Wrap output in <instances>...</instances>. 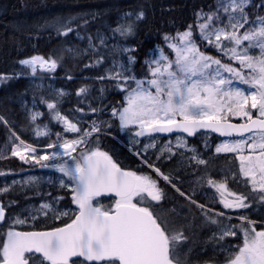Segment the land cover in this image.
<instances>
[{
	"label": "snow or ice",
	"instance_id": "snow-or-ice-1",
	"mask_svg": "<svg viewBox=\"0 0 264 264\" xmlns=\"http://www.w3.org/2000/svg\"><path fill=\"white\" fill-rule=\"evenodd\" d=\"M248 3L249 0H222L216 12L201 15V19L205 16L206 19L198 25L201 40L216 47L230 61L237 62L238 68L202 52L190 25L187 31L178 34V43L169 44L175 53L174 60L161 50L159 58L149 63L150 78L137 79L134 75H125L130 69H123L109 78L122 80L123 84L117 83L116 87L127 92V106L119 113L113 112V115H119L122 128L134 125L132 135L135 137L174 131L192 136L202 129L227 137L235 133L242 139L223 142L216 147V152L236 153L240 171L250 179L252 190L264 192V17H258L254 26L245 28L249 24L245 12ZM221 9L227 16V23L223 26H220L221 17L217 14ZM237 11L240 14L238 17L232 14ZM139 15L142 17L143 13ZM116 31L122 35L130 33L131 26H121ZM169 39L165 36L166 41ZM254 49H258V52L252 51ZM132 60L129 57V62ZM20 63L31 67L33 72L37 64L42 68L47 65L51 69L57 66L55 61H45L42 57ZM224 73L229 75L225 76ZM130 81L134 82V87ZM239 85H246L247 89ZM86 91L81 88L78 94ZM48 107L54 109L55 105L48 104ZM55 118L63 121L65 131L80 135L65 139L60 144H49V148L58 149L51 157L28 155L35 154L37 149L17 136L20 144L12 149V155L25 163L32 160L37 164L67 156L72 163L62 160L53 166L72 182V201L78 212L73 214L71 222L52 231L14 230V225L26 223V220L17 217L6 225L8 230L0 242L3 257L0 264H29L34 257L26 254L35 253L43 257L39 264L45 261L48 264H181L177 244L186 237L182 232L175 231L150 202H159L163 198L158 182L148 175L122 170L111 156L98 147L81 150L79 158L73 156L81 145L88 146V137L99 132V126L93 122L90 131L82 130L59 112L55 113ZM232 118L243 122L233 123ZM32 119L35 120L36 116L33 115ZM36 134L47 133L37 131ZM182 139L177 137L178 141ZM146 147H155L154 141ZM246 147L249 150L247 155L244 154ZM167 151L172 150L168 148ZM198 162L204 163L203 160ZM42 166L48 167L47 164ZM151 167L171 183L169 176ZM208 184L220 192V202L225 208L249 206L242 195H236L232 201L224 199L226 186L223 182L209 179ZM105 193L118 197L114 209L102 210L98 202L97 205L93 204L95 197ZM181 195L184 193L181 192ZM228 195L235 194L229 191ZM260 198L264 199V196ZM41 209H50V206L44 204ZM59 215L67 216L69 212ZM3 222L5 209L0 206V223ZM211 223L216 224L217 221L211 219ZM233 227H223L219 239L236 236ZM240 227L243 243L235 248L231 245L221 248L227 253L223 264H264V230Z\"/></svg>",
	"mask_w": 264,
	"mask_h": 264
},
{
	"label": "trees",
	"instance_id": "trees-1",
	"mask_svg": "<svg viewBox=\"0 0 264 264\" xmlns=\"http://www.w3.org/2000/svg\"><path fill=\"white\" fill-rule=\"evenodd\" d=\"M222 0H0V153L1 148L18 136L27 144L44 149L50 143L60 142L64 138H74L79 133L65 131L63 121L54 117L59 112L62 116L77 124L82 130H91L93 122L100 131L88 138V146L77 149L87 151L88 148H99L106 152L114 162L135 172L138 175H148L158 182L163 192L159 202L150 201L158 213L177 232H182L186 239L177 244L178 258L181 264H219L223 262L222 255L213 253L212 246L222 243L212 237L227 222L236 225L239 235L243 234L241 225L248 223L228 220L226 216L217 215L196 205H208L201 195L192 192L189 178L194 174L200 175L209 172L218 176L217 168L220 163L227 162L228 155H215L212 149L205 151L199 138L189 139V143L204 153L205 163L198 166H180L176 157L168 161L156 159L154 154L144 153L139 145L127 140L120 128L117 118L111 117V112L126 106V91L116 87L122 80H113L104 76L105 70L117 59L120 47L98 46L95 51L88 48L86 53H80L79 47L87 48L88 36H106L112 43L121 41L133 50L130 54L135 58L125 75H134L137 79L150 78L147 59L152 52L163 50L172 59L174 53L169 48L171 40H177L178 34L192 26L194 39L200 50L213 58L221 59L222 63L239 67L235 61H230L216 47L207 41H202L198 25L204 23L202 14H211L217 11ZM249 24L245 28L254 26L258 17H264V0H249L245 7ZM143 13L142 17L138 15ZM221 17L220 26L227 23V16L221 9L217 13ZM138 16V17H137ZM215 24L216 21H213ZM131 26V32L121 34L116 31L121 26ZM71 29V31H69ZM165 36L170 39L165 40ZM224 43H228L225 41ZM33 57H42L45 61H55L56 68L50 71L40 70L39 64L35 72L20 63L22 60ZM47 66V65H45ZM103 77V79H101ZM134 87V82H129ZM50 84L67 90V94L57 103L55 109L45 107L50 101ZM243 87H247L243 85ZM84 88L85 93L78 94ZM37 105L45 116L36 121L30 118L31 105ZM94 110V111H93ZM82 115L83 118H79ZM74 118V119H73ZM232 121H240L232 118ZM49 122L50 134L39 140L34 138L36 124ZM9 126V129L7 127ZM15 134V135H13ZM121 140L128 146L124 147ZM217 142L218 137L212 136ZM146 163L158 168L164 175L170 177L171 184L184 195L177 192ZM28 165L14 156H0V171L17 174L27 169ZM153 168V167H152ZM0 172V173H1ZM2 173V174H3ZM10 177L7 176L5 180ZM3 180V179H2ZM235 186L233 182L230 183ZM30 191L21 192L18 189L0 196L15 200L18 204L7 208L8 216L25 202L24 196ZM68 195V191H60ZM192 199L195 203L189 201ZM115 198H94V205L103 209H114ZM36 201V199H32ZM69 206V199L63 201ZM213 211L223 214H236V211L222 208L220 205L211 207ZM72 212L68 216L57 218L49 215L36 220L33 225L16 228L24 231H43L63 227L74 218ZM251 218L264 221V212L250 215ZM217 221L211 223V219ZM257 229L262 228L258 225ZM6 223L0 226V242L7 232ZM223 241H229L225 239ZM211 245V246H210ZM208 249L211 250L208 251ZM0 254V260H2Z\"/></svg>",
	"mask_w": 264,
	"mask_h": 264
},
{
	"label": "rangeland",
	"instance_id": "rangeland-1",
	"mask_svg": "<svg viewBox=\"0 0 264 264\" xmlns=\"http://www.w3.org/2000/svg\"><path fill=\"white\" fill-rule=\"evenodd\" d=\"M234 16H239V12L232 13ZM140 17V15H138ZM137 16V17H138ZM230 30V29H229ZM241 32L244 31V29H240ZM86 40L87 48L79 47L78 51L80 53H86L88 51V48H92L95 51H98L99 48L98 46L101 45L104 48L113 46V47H120L117 51L119 55L117 56V59L112 62V64L105 70L104 76L106 78H109L110 76L114 75L116 72L123 71V69H128V67L135 62V58L130 54V52L133 50L131 47H129L127 44L122 43L121 41H115L112 43V40H110L106 36H101V37H93V36H88L87 38H83ZM179 39V37H178ZM177 40H171L169 44L172 43H178ZM247 43V42H245ZM168 44V45H169ZM170 48V47H169ZM171 49V48H170ZM172 50V49H171ZM161 50H157L155 52H152L150 54V57L147 59V64L151 63L154 59L159 58ZM254 52H258V49L252 50ZM164 52V51H163ZM173 52V50H172ZM174 53V52H173ZM165 55H167L164 52ZM129 57H132L133 60L132 62H129ZM173 60L175 59V53L174 57L172 58ZM123 66V68L121 67ZM154 66V65H153ZM37 65L35 66L36 69ZM213 67H216L213 65ZM31 68V67H30ZM40 70L43 71H50L51 68L48 66H44L43 68L39 66ZM32 69V68H31ZM225 76L229 75L228 73H224ZM110 79V78H109ZM242 88L247 89V87H243V85H239ZM50 101L46 102L45 107L49 110V112L53 109H49L48 104H54L55 108L57 106V103L68 93L66 89L64 88H58L56 85L50 84ZM127 106V104H126ZM125 106V107H126ZM37 105H31L30 109L28 110L30 113V118L32 121H36L39 118H43L45 115V111L40 110L39 108H36ZM54 108V109H55ZM124 108V107H123ZM123 108H120L119 110H115L117 113L122 111ZM113 112H111V117L112 118H117L119 123V115H113ZM33 115L36 116V119L33 120L32 117ZM61 115V114H60ZM62 116V115H61ZM55 117V113H54ZM78 117L81 119L83 118L82 115H78ZM66 119L72 122L68 116H66ZM241 121V120H240ZM243 122V121H241ZM74 123V122H73ZM50 123L45 122L43 124H36L34 127V138L39 140L42 137H46L50 134ZM9 128V126L7 125ZM120 128L122 133L125 134L127 140L131 143L133 141H136V145H139L141 150L144 153L148 154H154L156 156V159H164V161H168L172 159L173 157H176L178 160V163L180 166H186L187 163L190 165H204L205 159H204V153L199 152L195 146L189 143L188 139L184 135H176L173 137L169 138H161V137H147L143 139H139L132 135V132L135 128V126H129L128 128H122L120 124ZM10 129V128H9ZM11 130V129H10ZM37 131H42L46 132V135H40L38 136L36 133ZM90 131V130H88ZM95 133V132H94ZM93 134V133H92ZM212 134L211 133H201L196 135L195 137L199 138L201 141L202 147L204 148L205 151H208L209 149L213 150V153L215 155H228L227 156V162L225 163H220V167L217 168V174L218 176H212L211 173L205 172L204 174H194L189 178V183L192 184L191 189L194 194L201 195L204 199L207 200L208 205H202L206 210H210L211 212L217 214L219 213L218 211H213L211 208L212 206L215 205H220L224 209L236 211V214H223V216H226L228 220L231 218L248 223L249 221L254 222L250 225H260L262 228L257 229V231L264 230V221L256 220L250 217V215L255 214V213H262L264 212V199H261L260 197L264 196V192H260L259 190L253 191L252 190V184L250 182L249 178H246L243 173L240 171V161L237 159V154L233 152H216V147L223 143V142H234L236 140L242 139L240 138H231V139H221L217 142H215L212 139ZM78 137V136H76ZM75 137V138H76ZM177 137H182L183 139L178 141ZM89 138V137H88ZM65 139H73V138H64L60 142H57L55 144H60L63 143ZM118 141L127 149L128 146L124 144L121 140L118 139ZM154 141L155 147H146V145L152 143ZM180 144L181 146L177 147V144ZM20 144L19 142H14L13 139H9L8 142L1 148V153L0 156H3L4 158L7 156H13L12 155V149L16 147L17 145ZM53 144V143H50ZM35 147L34 145H32ZM83 145H81L79 148H81ZM37 149V152L35 154H28V155H49L51 157V154L56 152L58 149L56 148H49L48 145L44 149ZM78 148V149H79ZM168 148H171V152L167 151ZM163 149V151H161ZM130 150V149H129ZM59 151H63V149H59ZM131 151V150H130ZM248 149L247 147L245 148V155L248 154ZM134 155L140 158L135 152L132 151ZM80 152H75L73 153V156H76L79 158ZM16 158H19L17 156H14ZM195 157V158H194ZM143 160L142 158H140ZM20 161H22L19 158ZM63 161H67L68 163H72L71 160L67 156H64L62 158H58L56 160L49 159L47 161H41L39 164L35 163L32 160H29L28 163H25L27 169L24 171L18 172L17 174H10V173H3L0 175V190L6 189V191H0V196L6 195L7 193L13 191V189H18L21 192H27L30 191V194H27L24 196L25 202L22 204L18 210L13 211L10 216H8L6 225L9 224L11 221H14L17 217L20 219L26 220V223L24 224H16L14 225V230H17L16 228L23 227V226H29L33 225L36 220H39L40 218L47 217L49 215H53L57 218L64 217L59 215L61 212H78V208L76 204L72 201V182L70 181L69 177L65 176L63 173H61L58 168L54 167L53 165H58ZM203 160L204 163L201 164L198 161ZM145 163L150 169L152 167L146 163L144 160L142 161ZM47 164L48 167H43L42 165ZM133 172V171H132ZM157 174V173H156ZM138 175V174H137ZM158 175V174H157ZM257 179H259V173L257 172ZM9 176L10 178L8 180H5V178ZM160 178H162L160 175H158ZM3 179V180H2ZM163 179V178H162ZM212 179L214 182L220 183L223 182L225 184V191H224V199H227L229 201H232L235 199L236 195H242L246 197L245 199V204H248V207L245 208H238V209H233V208H225L224 204L221 203V194L216 190L215 187L211 186L208 184V180ZM164 180V179H163ZM63 181V184L61 183ZM165 181V180H164ZM168 183L167 181H165ZM233 182L235 186L231 185L230 183ZM64 185H69V187H65ZM170 185V184H169ZM172 188H174L172 185H170ZM177 191V188H174ZM60 191H68V195H62L60 194ZM232 192L235 195L229 196L228 192ZM177 192H181L180 190ZM36 199V201H32V199ZM189 201L195 203L192 199L189 197H186ZM69 199V206L65 207L63 204V201ZM117 200V199H116ZM0 201H2L5 205L6 208H11L16 206L18 203L15 200L6 198L4 196L2 199L0 198ZM134 203L136 202V199L133 201ZM155 202V201H154ZM157 203V202H156ZM47 204L50 206V209H41V205ZM94 204V203H93ZM197 206H201V204L196 203ZM115 207V204H114ZM47 213V214H44ZM68 216V215H67ZM240 217H246V219H241ZM257 223V224H256ZM249 224V223H248ZM225 226H235L234 224H231L227 222L224 226H222L217 233L212 236L216 239H219L220 231L223 227ZM7 227V226H6ZM243 227H246V225H243ZM8 229V228H7ZM232 231L236 232V236H228L225 237V239H236L239 240L240 238H243V234L240 235L236 231V226L232 228ZM220 240V239H219ZM220 240V241H223ZM234 242V241H233ZM243 241L241 240L240 243H232L231 246L235 248L238 245H241ZM217 245V244H215ZM34 259L29 260V264H39L40 260L43 258L39 255H33ZM44 264H48L47 261L44 262ZM223 264V262L219 263Z\"/></svg>",
	"mask_w": 264,
	"mask_h": 264
},
{
	"label": "water",
	"instance_id": "water-1",
	"mask_svg": "<svg viewBox=\"0 0 264 264\" xmlns=\"http://www.w3.org/2000/svg\"><path fill=\"white\" fill-rule=\"evenodd\" d=\"M233 123H241V121H232ZM201 133H211L212 135L218 137V138H221V139H231V138H240L239 136H237L235 133H233L232 136L230 137H227V136H220L219 133H215V132H211V131H207V130H200V131H197L194 135L192 136H188L187 133H183V132H171V133H153L151 136L149 135H145V136H142V137H137L139 139H143V138H147V137H161V138H169V137H173V136H176V135H184L186 136L187 138L191 139V138H194L196 135L198 134H201ZM248 135V134H246ZM122 170L124 171H129L125 168H122L121 166H119ZM153 170V169H152ZM154 171V170H153ZM156 172V171H154ZM98 197H112V198H115V199H118V197H116L114 194L112 193H105V194H101L100 196ZM98 197H95V198H98ZM0 206H3L4 209H5V222L3 223H0V226L1 225H4L7 221V218H8V210L7 208L5 207L4 203L2 201H0ZM55 229V228H54ZM54 229H49V230H43V231H52ZM17 231H24V230H17ZM31 231H34V230H31ZM26 255H39L42 257L41 254L39 253H35V254H26ZM43 258V257H42ZM73 259H76V258H73Z\"/></svg>",
	"mask_w": 264,
	"mask_h": 264
},
{
	"label": "flooded vegetation",
	"instance_id": "flooded-vegetation-1",
	"mask_svg": "<svg viewBox=\"0 0 264 264\" xmlns=\"http://www.w3.org/2000/svg\"><path fill=\"white\" fill-rule=\"evenodd\" d=\"M63 117L66 118V116H63ZM73 119H74V118H73ZM49 125L52 127L51 124H49ZM163 139H164V138H163ZM188 140H189V139H188ZM231 219H233V218H231ZM256 224H257V223H256ZM240 225H242V224H240ZM235 226H236V225H235ZM247 226H248L249 228H251V227H257L258 225H250V224H248ZM237 228H238V227H236V231L238 230ZM237 232H238V231H237ZM212 236H213V235H212ZM240 237H241V235H240ZM241 240L243 241V238H240L239 240H236V239H229V241H222V243H220L219 245H214V246H212V252H213V253H217V254L222 255V259H224V257L227 255V253L221 251V248H222L223 246L232 245L231 242H232V243H235V242L240 243ZM233 241H234V242H233ZM210 246H211V245H210ZM208 251L211 252L210 249H208Z\"/></svg>",
	"mask_w": 264,
	"mask_h": 264
},
{
	"label": "bare ground",
	"instance_id": "bare-ground-1",
	"mask_svg": "<svg viewBox=\"0 0 264 264\" xmlns=\"http://www.w3.org/2000/svg\"><path fill=\"white\" fill-rule=\"evenodd\" d=\"M168 184L172 185L171 183L168 182ZM173 186V185H172ZM174 188H176L175 186H173ZM181 193V192H180Z\"/></svg>",
	"mask_w": 264,
	"mask_h": 264
}]
</instances>
